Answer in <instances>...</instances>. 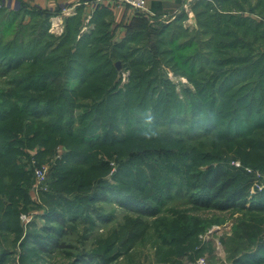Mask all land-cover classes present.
I'll list each match as a JSON object with an SVG mask.
<instances>
[{
	"label": "trees",
	"instance_id": "obj_1",
	"mask_svg": "<svg viewBox=\"0 0 264 264\" xmlns=\"http://www.w3.org/2000/svg\"><path fill=\"white\" fill-rule=\"evenodd\" d=\"M0 2V71L11 85L0 88V264H47L46 255L113 264L148 243L167 264H184L212 251L202 235L221 221L194 211L264 213V190L247 205L251 176L229 164L264 171V0H196L198 27L185 24L186 10L171 21L137 14L119 42L108 8L82 31L78 6L58 35L51 18L61 5ZM164 69L191 84L183 97ZM36 146L37 159L54 157L42 227L20 220L32 186L17 160ZM238 225L223 243L249 246L229 252L233 264H264L263 227Z\"/></svg>",
	"mask_w": 264,
	"mask_h": 264
},
{
	"label": "rangeland",
	"instance_id": "obj_2",
	"mask_svg": "<svg viewBox=\"0 0 264 264\" xmlns=\"http://www.w3.org/2000/svg\"><path fill=\"white\" fill-rule=\"evenodd\" d=\"M16 0H12V6L14 7V3ZM196 0H188L186 3L184 10H186L189 14L188 18L185 21V24L187 26L191 27H198L197 25V20L195 17V14L192 10V5ZM7 3L9 4V0H7ZM188 6V8L186 7ZM176 15L172 14V16H168L166 18H158L154 17L151 18V20L158 19L162 21H171L173 18H175ZM56 21V20H55ZM59 35V34H58ZM120 68V67H119ZM123 72H125L127 75L130 73V70L125 69ZM164 74L166 76H169V78L173 79V81L177 82L179 85V91L182 96L183 94V88L185 86H191V84L188 82V80L178 74L172 73L171 71L169 72L167 69H164ZM0 88H10V84L7 83L6 79L2 76V72L0 71ZM7 78L10 76L7 74ZM123 79V78H122ZM73 79L66 78L65 79V85L68 88H73L76 84V82L72 81ZM127 81V79H126ZM126 81L122 80V84L125 83ZM121 84V85H122ZM183 97V96H182ZM36 146L35 148H25L23 153L18 157V164L25 170L31 173V184L32 186L30 192H31V197H32V202L29 205V209L27 211H22L20 214V220L22 222V214H27L28 216H31L33 219V223L37 224L39 227H42L46 223V212L48 210V204H45V201L43 200V194L42 193H37L34 192L33 186L35 183V176L33 173V166L31 164V160L33 158V154H36ZM233 154H229V156H232ZM54 164V157H50L48 155L44 160L37 159V165L42 166L45 169V172H47V179L50 174V171L52 169V165ZM229 164L234 166L236 169L243 168L250 176H251V181L247 182V189H248V201L247 205H250L252 202L253 197L260 193L261 191L264 190V171H262L260 168H255L252 166H245L242 164L240 159H234L232 158L229 161ZM111 182L115 183L116 181L114 179L110 180ZM8 201L5 200V204H7ZM28 203V204H29ZM44 204V205H43ZM103 206H105L108 209H113L116 205V203L113 201V203H106V202H101ZM4 205L0 206V213L2 210H4ZM194 213L198 215H202L203 217L206 218H215L221 220L218 223H212L210 226H208L207 231L205 234L202 235L203 241L205 242H210L212 251H205L202 256L198 257L195 261L189 259L187 256L183 257V262L184 264H233L232 259H230V253L229 252H242L246 249H248L249 243L248 241H243L241 243H237L236 239L232 238L230 241L227 243H223V238H229L233 237L237 227L239 226L238 224L240 223L241 220H246L250 224L254 225H260L264 229V213L263 214H258V213H247L245 210H240V209H235V208H229L225 210L217 209V208H211L208 210H202V211H194ZM123 212H118V217L123 219ZM24 221V220H23ZM24 223V222H23ZM25 224V223H24ZM82 227V226H80ZM79 232L80 231H85V228H78L77 229ZM103 228H100L99 231H102ZM96 234V231L93 233L92 238L88 241V246L91 247L92 245V240L94 235ZM13 236V235H12ZM262 236L264 237V231ZM70 241L77 245H81L82 242L80 241V235H77V232H73L70 235ZM13 237L11 238L12 241ZM19 251V250H17ZM19 254H16L15 256V261L17 262ZM48 261L46 262L47 264H62L65 263V257H60V255L55 256H48ZM18 264V263H17ZM113 264H167L164 260H162L157 252L156 247L148 243L146 246H139V249L136 251V253H130L128 255H123L120 257L119 260L114 262Z\"/></svg>",
	"mask_w": 264,
	"mask_h": 264
},
{
	"label": "crops",
	"instance_id": "obj_3",
	"mask_svg": "<svg viewBox=\"0 0 264 264\" xmlns=\"http://www.w3.org/2000/svg\"><path fill=\"white\" fill-rule=\"evenodd\" d=\"M28 2L30 6L39 5L43 8H50L52 10H56L59 5L62 6V10L59 11L53 17H62L63 23H65V18L74 15L77 12V7L80 5H84V20L87 13L90 12V7L88 4L79 3L77 4V0H25ZM110 0H107L109 2ZM188 0H146L147 7L150 8L155 14V16L161 17L163 15L168 14H175L177 15L182 10ZM255 0H253V3ZM100 7H105L110 10V15L108 17L111 23V29L113 31V38L114 42L121 41L128 33V25L130 24L131 20L137 16V13L126 5H114L113 3L103 4ZM95 11V10H94ZM244 15H252L257 19H261L259 16L250 13L248 10L242 12ZM93 15V13H92ZM92 18V17H91ZM154 18V17H153ZM52 21V18H51ZM84 25V24H83ZM90 28L93 27L91 23V19L89 22Z\"/></svg>",
	"mask_w": 264,
	"mask_h": 264
},
{
	"label": "built area",
	"instance_id": "obj_4",
	"mask_svg": "<svg viewBox=\"0 0 264 264\" xmlns=\"http://www.w3.org/2000/svg\"><path fill=\"white\" fill-rule=\"evenodd\" d=\"M85 3L88 4L90 7V12L87 13L85 20H84V26L82 28V31H87L90 29L89 22L92 17V13L94 10H96L100 5L103 4H109L113 3L114 5H126L132 8L137 14H144L146 16H149L151 18L156 17L154 12L147 7L146 0H110L107 2V0H77L76 3ZM5 4L7 3V0H4ZM1 5V2H0ZM15 6V5H14ZM188 8V6H186ZM168 16H172L171 14L163 15L162 18H166ZM160 17V18H161ZM56 20V21H55ZM65 24L63 23L62 17H52V25H51V31H53L56 34H62L64 32ZM128 78V75L123 72V81H126ZM60 155V154H59ZM31 164L33 166V173L35 176V183L33 186L34 192L40 193L42 190L46 189V181H47V172H45V169L42 166L37 165V158L35 157V153L33 154V158L31 160ZM22 220L25 225L28 224L33 218L31 216H28L27 214H22Z\"/></svg>",
	"mask_w": 264,
	"mask_h": 264
},
{
	"label": "water",
	"instance_id": "obj_5",
	"mask_svg": "<svg viewBox=\"0 0 264 264\" xmlns=\"http://www.w3.org/2000/svg\"><path fill=\"white\" fill-rule=\"evenodd\" d=\"M11 1H12V0H9V4H8V5H12ZM14 4H15L14 7H16V8L21 6V2H20V0H16ZM117 66H118V67H121V62H120V61H117Z\"/></svg>",
	"mask_w": 264,
	"mask_h": 264
},
{
	"label": "clouds",
	"instance_id": "obj_6",
	"mask_svg": "<svg viewBox=\"0 0 264 264\" xmlns=\"http://www.w3.org/2000/svg\"><path fill=\"white\" fill-rule=\"evenodd\" d=\"M151 121H152V117H151V116H148V117L146 118L145 123L150 124ZM147 138H151V136H147Z\"/></svg>",
	"mask_w": 264,
	"mask_h": 264
}]
</instances>
